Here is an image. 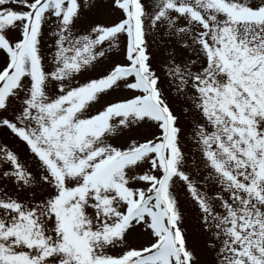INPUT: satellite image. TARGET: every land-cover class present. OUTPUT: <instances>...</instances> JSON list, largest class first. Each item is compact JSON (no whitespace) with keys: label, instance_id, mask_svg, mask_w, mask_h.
Here are the masks:
<instances>
[{"label":"rangeland","instance_id":"1","mask_svg":"<svg viewBox=\"0 0 264 264\" xmlns=\"http://www.w3.org/2000/svg\"><path fill=\"white\" fill-rule=\"evenodd\" d=\"M0 264H264V0H0Z\"/></svg>","mask_w":264,"mask_h":264}]
</instances>
